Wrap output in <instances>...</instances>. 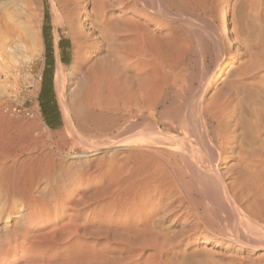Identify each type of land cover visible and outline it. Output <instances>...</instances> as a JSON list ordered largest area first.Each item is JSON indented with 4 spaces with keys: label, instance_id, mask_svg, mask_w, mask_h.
<instances>
[{
    "label": "bare ground",
    "instance_id": "obj_1",
    "mask_svg": "<svg viewBox=\"0 0 264 264\" xmlns=\"http://www.w3.org/2000/svg\"><path fill=\"white\" fill-rule=\"evenodd\" d=\"M4 1L32 31L5 57L30 61L43 0ZM244 1L259 17L264 0ZM51 3L73 42L77 113L57 58L68 151L35 143L26 167L0 172V264H264V23L234 19L232 0ZM203 27L223 52L195 85L183 68Z\"/></svg>",
    "mask_w": 264,
    "mask_h": 264
},
{
    "label": "rangeland",
    "instance_id": "obj_2",
    "mask_svg": "<svg viewBox=\"0 0 264 264\" xmlns=\"http://www.w3.org/2000/svg\"><path fill=\"white\" fill-rule=\"evenodd\" d=\"M3 1L4 0H0L1 13L3 15L4 14L6 15V13L11 12L12 13L11 16L14 21L12 24L13 26L5 27L4 20L2 19L5 16L1 14L2 18L0 20V37H1L0 54L2 55L0 56V156H1L0 166L2 167H0L1 169L0 172L3 174L4 173L7 174L9 172L11 173L13 170H18L19 168H21L22 165H25L24 167L27 166L28 163L26 162H28V160L25 158L31 155V153H29V148L35 143L38 144L39 146L49 149V151L55 157L57 156L58 158L60 157L61 159H65L64 157L68 151V147L67 145H63V146L61 145L63 140L62 135L59 133L57 134L54 133L55 131L56 132L61 131L64 123V112H63L64 110L62 105V99L60 98V94L55 83L56 61L59 52V48L57 47V42L60 39H63V42L66 43L65 45L66 47L63 50H61V55H63L66 60L65 63L61 62L65 68V76L63 79V101L65 102V104L68 103L65 105V108L66 109L70 108L69 111L68 110L67 111L71 116H74V114L77 113V111L76 109H74L73 104L71 102L70 92L73 91V89L75 88L74 86H76V81L78 80V77H80L79 75L80 73L77 72L71 75L68 72L69 64L71 61L73 42L69 36L68 28L61 26V24L58 22L59 20H57V15L53 11L51 0H43L42 26L41 28H38L39 31L38 33L40 37L39 46L41 48L39 55L33 54L34 57L30 61L29 59L28 60L27 59L24 60L23 58L21 59L20 57L23 54L19 55V58H17L16 56H14V58H9L7 56L5 57L4 54V50L6 48L5 45H9L10 43L12 45H16L17 43L21 44L22 42L26 44V46L30 45V42L27 38V34L28 35L29 33L32 34L31 33L32 31L29 30V33H27L25 30H23V26L24 27L26 26L25 28H28L29 24H27L26 21H24L21 17H19L18 15L19 11L17 9L12 10L13 7H11L12 6L11 2L9 1L3 2ZM14 1L21 3L25 0H14ZM28 1L33 2L34 0H28ZM232 1L236 2L234 7L233 5L231 6V12L234 19H238L239 12L244 11V13L247 14L248 16V19L254 25L253 27L254 32H257L260 23L261 22L264 23L263 22L264 9H262L259 19V17H257L254 12L249 10L244 0H232ZM34 5L35 4H32L33 7ZM201 14L204 15L205 17L207 16L209 17L210 13L207 12ZM205 14H207V16ZM213 22L217 23V20L213 19ZM44 25L47 28L48 40L51 47V55L53 57L52 89L54 93V101L58 110V120L56 121V125L53 127H50L45 123L46 120L41 111L40 100H39L42 72L46 64L45 55H44L45 45H44V39L42 33V27ZM201 32L202 33L204 32L203 35L201 34V39H198V37L194 34V32L193 33L190 32L192 33L193 36H195V38L193 36L192 37L194 40L193 44L196 50L198 49L200 51L195 50L196 51L195 54L192 55L193 57L191 56V58L188 60L186 64L187 66L185 65V67L183 68V74L185 78L187 80L193 79L195 85L198 82V78H199L198 76L202 77L203 74L209 72V70L212 67H214L215 59L223 52L221 48H218L216 46L214 47L212 42H208L210 41L209 40L210 38L206 34L204 27L201 28ZM203 43L204 45L207 43V45H205L204 47ZM256 43L259 44H257V47L253 49V52H257V51L259 52L262 50L264 51V44H263L264 40L263 43L262 41H257ZM205 48L206 50H203ZM27 54L30 55L29 49H27L26 55ZM100 55H102V53L95 55V58L96 56L98 57ZM199 55L201 57H199ZM248 58H249L248 55L241 56L239 61L234 62L232 64L234 65L233 66L234 70L237 69L236 67L238 66L240 61L243 62ZM7 62H9L10 64ZM233 68H230L229 70L233 72L234 71L232 70ZM187 73L189 75H187ZM69 104L70 107H68ZM45 125L48 126V129L45 127ZM47 130L54 133V137L52 140L47 135ZM54 141L58 143H55ZM57 147L58 148L61 147V148H59L58 150ZM14 155L17 157H14ZM9 162L12 164V167ZM20 162L22 163V165ZM17 164H19V167L17 166ZM4 165L6 167H4Z\"/></svg>",
    "mask_w": 264,
    "mask_h": 264
},
{
    "label": "trees",
    "instance_id": "obj_3",
    "mask_svg": "<svg viewBox=\"0 0 264 264\" xmlns=\"http://www.w3.org/2000/svg\"><path fill=\"white\" fill-rule=\"evenodd\" d=\"M44 45H45V68L42 72L41 79V88L39 93L40 107L43 113V116L46 120V124L50 127L56 125L58 120V110L54 101V93L52 89V66H53V57L51 55V47L48 40L47 28L44 25L42 27ZM66 43L63 42V39L59 40V47L62 50L66 47ZM61 60L65 62V57L62 55Z\"/></svg>",
    "mask_w": 264,
    "mask_h": 264
},
{
    "label": "crops",
    "instance_id": "obj_4",
    "mask_svg": "<svg viewBox=\"0 0 264 264\" xmlns=\"http://www.w3.org/2000/svg\"><path fill=\"white\" fill-rule=\"evenodd\" d=\"M57 47L59 48L58 58H59L60 62L65 63V62H63V61L61 60V57H62V55H61V50H62V48L59 47V41L57 42Z\"/></svg>",
    "mask_w": 264,
    "mask_h": 264
}]
</instances>
